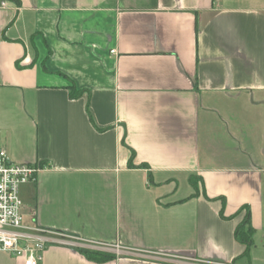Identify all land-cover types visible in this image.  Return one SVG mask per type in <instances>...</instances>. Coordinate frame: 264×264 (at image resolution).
Here are the masks:
<instances>
[{
  "label": "crops",
  "instance_id": "crops-1",
  "mask_svg": "<svg viewBox=\"0 0 264 264\" xmlns=\"http://www.w3.org/2000/svg\"><path fill=\"white\" fill-rule=\"evenodd\" d=\"M0 138L38 264H264V0H0Z\"/></svg>",
  "mask_w": 264,
  "mask_h": 264
},
{
  "label": "built area",
  "instance_id": "built-area-1",
  "mask_svg": "<svg viewBox=\"0 0 264 264\" xmlns=\"http://www.w3.org/2000/svg\"><path fill=\"white\" fill-rule=\"evenodd\" d=\"M39 170L36 164L11 162L0 138V251L22 257L23 264H38L51 244L76 245L63 233L23 224L19 187L34 183Z\"/></svg>",
  "mask_w": 264,
  "mask_h": 264
},
{
  "label": "trees",
  "instance_id": "trees-1",
  "mask_svg": "<svg viewBox=\"0 0 264 264\" xmlns=\"http://www.w3.org/2000/svg\"><path fill=\"white\" fill-rule=\"evenodd\" d=\"M69 95L71 98H76L77 96H79V94L81 93L82 90H77L74 89L73 86H69ZM39 166V164H38ZM129 166H133L132 162H129ZM191 184L193 186V188L195 189V194L197 193V185L196 182L194 180H191ZM222 201V207L224 204V199L221 198ZM243 211V218L241 219V221L236 225L235 229H234V237L236 239L237 242L243 244L245 246V250L242 253V256L244 257H248V250L249 247L252 245L253 241H252V235H253V228L251 227L250 224V212H249V207L247 205H243L242 207H240L234 214L233 216L237 215L239 212ZM219 214L222 218H225V216L223 215V211L222 208L219 211ZM79 252L83 253L87 259L89 260H93L96 262H103V261H107L110 260L112 258H114V254L112 253H107V252H102V251H97V250H85V249H80Z\"/></svg>",
  "mask_w": 264,
  "mask_h": 264
}]
</instances>
